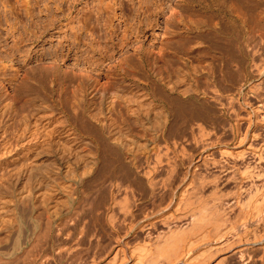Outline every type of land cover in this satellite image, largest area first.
I'll return each instance as SVG.
<instances>
[{"label":"bare ground","instance_id":"obj_1","mask_svg":"<svg viewBox=\"0 0 264 264\" xmlns=\"http://www.w3.org/2000/svg\"><path fill=\"white\" fill-rule=\"evenodd\" d=\"M29 1L30 0H25L24 2L25 9L27 12L29 9L28 6V4L30 3ZM202 1L204 2L208 1L205 4L202 2L203 4L201 8L204 10L206 9L210 10L211 8V10L214 11V8L212 9V7L217 6L216 7L217 11H215V14L216 13L217 15H219L220 13L224 14L223 15L225 18L224 23L223 24L221 23L220 25V23L218 22L217 23L210 22L209 26H206V30H208V32H206V34H202L200 31L205 32L206 30L204 31V29L199 28L197 26L198 22L197 23L195 22L196 24H194V26L190 24L192 23L191 20L190 22H184L182 26L184 29L183 32L182 31L178 32L177 30H174V37H177L175 41H173V43L169 45V47L165 51L163 50L161 52L155 53L153 58L151 56H148L149 53L147 52L145 56L141 55L138 58H136L135 60L137 61L136 63L135 61L132 62L134 56H131L130 59L128 60L125 59L123 64L113 63L114 66H112L113 67L112 68L110 67V65L112 64L111 62H110L111 64L109 63L105 64L103 63V59L101 58V57L104 58L105 56L106 57L109 56L107 55V53L106 55H104L103 53L104 56H101L100 58H95L94 56H88L85 57V59L83 60H80V57L76 58L77 56L76 55L74 60L75 62L73 63H71L70 61H66L69 60L67 59L69 56L63 54L62 55L56 54L53 62L50 63L51 65L52 64L60 65V62L64 61L68 63L70 67L74 65L77 67L79 65L78 62L83 61L84 63L83 66H85V69L98 70L101 69V67L102 68L107 67L108 69L110 68L111 70H113L112 77H108L107 81L104 82L105 84L100 83L103 85H99L97 79L93 80V82L91 81L84 82V80H82L79 84V87L76 90L72 91L73 96L71 97V99H66L65 102L61 100L58 105L56 103L54 104L52 103L54 101L53 99L51 103L48 102L50 103L49 105L54 115L60 114L61 116H63L64 118L63 125L48 130L47 123L42 124L41 122H39L38 120L40 117L37 118L36 115L38 109H40V107H43V104L45 105V103L47 101H50V99L53 97L52 93L55 89L51 85L55 83L56 77H54L55 75L52 74L55 73L56 70H52L50 75L51 77L48 76L47 74L41 73L39 74V76L31 77V80L30 81L28 80L29 84L24 83L25 85L23 86L24 87L23 92L25 93V95L29 93L31 97L27 100L28 105L21 108L20 112L17 111L18 106L17 107L15 106V103L19 99L16 95L15 96L13 95L10 98L11 103L10 102L7 103L6 107L4 108V111L6 109L9 111V117L6 120H4L2 123L4 132H7V130H9L13 125L18 126L17 132L15 133L21 131V135L23 134L22 132H28L29 130H31L32 128L30 126L42 127L41 131L39 132L40 134L39 139L36 138L33 145V146H39L41 148V150H39L40 148L36 149L37 150L36 156L39 157L37 158V160L36 159L35 160L41 163L42 165L43 164L46 165L50 164L51 166L53 165L58 166L62 164L77 165L80 163H85L86 165L91 164L93 166L95 165V167L101 165V167L99 166L100 169L102 168L101 173L99 176L96 175L97 177L94 178L93 181L94 184L92 183L90 185H87L88 186V187L86 186L87 190L85 189L82 191L79 188L80 186L78 187L80 195L83 196L74 199L72 205H75V203H77L79 198H81V201L82 199L89 200L87 197H90L89 195L91 194V192L94 191L93 188L100 186L97 189H100L102 191L106 190L105 193L109 195L107 206L106 205L104 206L108 210L106 213L105 220L103 221L104 223L100 222L102 220H99L100 215L98 214L99 212L97 211L98 210L97 208L90 209L87 207L89 210L86 209L83 210L84 208H86L84 207L81 208L82 209L81 210L80 208L75 207L78 206V204H80L78 203L77 205L74 206L75 208L73 207L74 217L73 219L70 220V225L72 224L73 229H75V231H78L80 235H82V238L83 237L87 238V236L89 235V232L86 228L90 227L91 224H93L94 226L107 225L111 229V232H114L113 236L114 234L116 235L115 236L116 242H119V240L123 238L122 237L123 235L119 232L122 231L123 228H124L123 231L125 233L123 231L122 232L123 234H125L124 238H126L128 236L126 234L135 231L137 227L140 228V230L141 228L148 227L147 229L145 228L147 230L148 235L146 234V238L143 241L144 243L142 245L137 244L138 246L133 245L134 247L130 248L131 250L127 248L128 250H130L129 252L130 258L133 257V259L130 262L131 264H144L145 257L149 258V262L147 261L148 260L147 258L145 264H159L160 263L159 260L158 259H157L158 261L156 260L157 257L158 258L162 257V259H164L162 260V262L164 261L166 264H189V262H191L192 264L195 258H196L195 261L196 264H198L197 262H199V264L209 263L210 258H212L214 254H216L223 248V247L221 248V246H224V243L228 245L227 243H229L230 238L227 239L226 236L231 235L229 233L231 229L232 232L235 231L234 226L237 225V223L235 224V222H239V220L237 221L236 218L234 219L236 221L234 220L232 221L233 214L231 218H230V214L233 210L235 209L237 210L236 207H238L239 209L240 206L239 210L240 211L242 210L244 212L242 216V213L239 210H237L239 213H237L236 211L235 212L237 214L241 213L240 214L241 216L237 214L234 215L241 217L240 221L241 220L245 221L243 224L244 226L250 222L249 219L251 217L253 218V216L255 215L256 217H258L260 213L262 215V213L264 212V191L259 193V195L257 194L258 195L257 196L255 193L258 191V188L256 187L257 188L256 192L254 191L255 192L254 194L256 196L253 193H252L253 195L251 196L250 195L251 192L249 194L247 193L248 195H250V196L246 195V197H249L248 201L246 199L247 202L245 201L246 203L245 202L242 203L244 205H240L238 201V196L241 194L238 193L239 192L238 189H235L237 187L234 188L235 191L231 190L233 193L235 192L234 193L235 196L232 193L233 197L228 196L231 194V192L228 195H226L227 194L226 192L225 195L222 194L223 196H221L220 192H216V188H219L217 186V181L218 179L221 180V178L219 177L221 175L216 176L215 174V176L213 175L214 179H208L207 177H205L204 172L203 174H201L204 176L201 175L198 176V172L197 174L195 172L198 171L200 166H204L205 168H214L215 171H219L218 169H220L221 171H219V173L223 172L224 174H226V177L224 179L227 178V180L229 181L232 179L237 180L236 184H238L239 185L238 187L242 189L243 188L245 189L246 186L244 184L245 186L242 187L243 186L242 183L244 182L245 177H249V179H251L250 177H254L256 178L255 180H257V178L259 177H263L264 179V169L257 172L254 171L255 172L254 175L251 173L253 171L247 170V168L249 169L250 167L244 165L245 163L243 164V166H246L243 169L244 171L241 169L242 171L240 172V170L236 167L239 166L240 168V165H237L235 163V161L239 160L241 156L243 157L242 155L243 153L240 149L239 150L241 151V153H239L238 151L233 152L232 151L233 149L228 150L222 148L220 150L219 152L220 156L224 157L221 159L222 160L227 159V161L230 159L233 161V162L231 161L232 164L230 162L227 163V161L226 163H224L225 160L224 162L217 160L220 163H215V162L209 163L208 160H206V157L202 156L198 160L201 163H194L192 165V167H194V169H192L194 173L191 174L189 172L191 176H189L188 174L187 181H184L187 175L186 176L183 175L182 177L178 175L177 173L178 166L176 163V158L175 161L173 159L175 155L172 157V154H174V151L178 148L180 152L183 150L185 151L182 144L183 143L182 138L188 133L192 134L191 136L193 137L195 143L201 144V142H203L204 139H205L204 142L207 143L206 138L209 136H207L206 134V129H207L206 126L208 127V124L215 123V121L213 122L212 120L216 119L217 117L216 112L213 110L214 107L213 104H218L222 110L228 111V115L234 114L238 116V114H236L237 113L236 109H234L235 97L231 92V88L228 87V83L232 82L231 80H233L234 79L233 77L235 76V75L233 76L234 70L232 69V64H234L233 62L236 60V55H237L236 50H237L239 52L238 55L241 58L242 67L246 70L247 67L245 66L244 63L245 60L248 59L252 50L250 27L247 25L248 20L250 19L249 7L251 0H202ZM103 2L104 0H100L101 4L98 6L99 11H101L104 8H110L113 5H115V2L112 5ZM103 4H105L106 6L104 7ZM200 4L201 3L199 2L198 5ZM2 6L4 7V11H5L7 5L3 3ZM236 11L239 12V14H237L239 16L236 15V17H238L237 19H239L241 22L240 35L238 38H236L237 40L234 39V35L237 33V32L234 33L233 30V27L235 26H232L231 24L232 22L231 19L234 17L233 14H235ZM114 12L116 11L114 10ZM144 12L146 13V11ZM179 13L181 14V12H177L175 15H178ZM179 18H181V15H179ZM206 22H204L205 25L207 24ZM189 24L190 27H188ZM10 27H12V29L10 28V30L12 31L17 29V27H15L14 25H11ZM77 30H81V27H79ZM199 39H202L204 42L207 43V45H205L204 43L203 46L202 43L199 42ZM126 41L127 39L126 40L124 39L123 41H121V39L119 40L120 49L125 46H128L129 43L128 41L127 42ZM235 42L238 43L237 46L236 45L234 46ZM128 48H126V50H128ZM131 48H133L134 51L140 54L142 53L143 50L142 46H136L135 44L131 45ZM202 48H204L205 50L201 51V53L198 52ZM206 57L210 59V63L208 64L206 63L207 66H203L204 68L203 70L195 69L196 67L198 68V66L194 67V65H189V63H191L193 60H196V58L205 59ZM1 59L2 58H0V60ZM215 62L218 63L215 64ZM190 66L193 69H191ZM0 70L1 72L2 71L4 72V70H6V67L3 70L1 68ZM5 81L9 82L12 81V79L2 78L1 82H5ZM88 90H90V92ZM200 94L209 97L210 100L200 101V97H199ZM52 106H54L55 108H53ZM258 111L262 112L260 116L261 118L264 119V101L262 102V104L260 103L258 105L257 112ZM203 117H206L208 120L204 119ZM53 120L52 122H54ZM250 122L252 123V121L247 122L246 127H244L245 130L243 131H240L241 128L240 125L242 124L241 121H235V123L227 124L228 127H230L234 133H237V136L235 135V137L236 139H238L239 144L240 142L246 140L245 137L248 135ZM39 128L33 129L32 134L35 132L36 134H38ZM255 134L257 133L255 132L254 135L251 134L252 136H254V138L252 137L251 139H255L256 136ZM57 137L58 139H64L65 144L62 143V145H60L61 147L59 146V148L55 150L56 148L54 149L53 142L56 143L54 139H56ZM66 137L67 138L70 137V138L67 139ZM236 139H234V141ZM211 142L212 141H210V143ZM252 144L253 143H250L249 146L247 145L246 146L250 149L249 151L251 155L257 160L255 161V163L256 162L259 163L260 161L263 162L262 159L264 158V154L261 152V150L257 149L258 147L256 145L253 146L254 144L253 145ZM263 148L261 147V149ZM86 165L84 167H86ZM261 166L259 165L258 168ZM40 168L41 167L31 168L28 171H26L25 177H27V180L30 179L29 181H31L33 180L32 178L36 179L37 177L35 178V176L39 174ZM51 169L52 168H50L49 171L53 172L54 170L52 171ZM161 171H163L164 173L162 172L163 174L158 176ZM206 172L207 170L205 171V173ZM237 174L239 175L238 178H241V182H239L240 180L238 178L236 179ZM46 175L48 174L46 173ZM46 175L41 177V179H39L40 184L43 185V182L46 180L45 177L52 178L51 176L52 174H49L48 176ZM19 178L20 176H18L17 180ZM177 179L180 180L181 182L179 183V185H177L178 183H176ZM246 179L245 181H247ZM258 181H261V179L260 180L258 179L257 182ZM184 182H187V184H183ZM40 184L36 185L35 188H38ZM253 184L256 185L255 183ZM179 186L180 189H178ZM208 186L211 187L210 192L212 191L214 192L211 193L213 194V196L211 198L209 197L210 200H207L205 202V199L203 198V194H204L203 191ZM249 186L250 189L251 185L249 184ZM31 187H30V191L34 186L32 188ZM246 187H248V185ZM260 187L264 189V182L260 183ZM78 188L75 190L77 191ZM242 189L241 191L244 190ZM102 191H97V192H102ZM222 191L223 190H221V192ZM158 192H162L161 194L163 196L160 195ZM217 193H220V195ZM237 193L238 196H236ZM158 194L159 197L161 198V200L159 201L161 203H157L156 205L155 201ZM98 195L99 194H97V196ZM164 195L166 197L169 196V201L167 200L168 202L166 205L164 204L165 206L164 205L161 206L162 201L164 200ZM226 196H228V198ZM142 199L145 201H149L151 208L148 211L142 213L143 214L142 218L137 220L138 219L137 215L139 217V214L143 212L142 211L143 209L142 210L140 209L141 204L138 203L140 202V200L142 201ZM243 199L241 197V201ZM194 200L198 202L197 205L199 204V206L195 205L196 201ZM104 201L105 200H101V203L103 205H104ZM89 204L92 203L89 202ZM159 205L161 207H159ZM171 205L175 206L173 208L176 211L175 214L169 213L165 215L164 213H162V215H160V210H162L163 208L167 209L168 207L171 208ZM156 206L159 208H157ZM143 208L146 207L143 206ZM136 212L138 213L140 212V213L136 214ZM87 216L88 218L90 217L89 218L90 221L88 222V224L87 222L86 224L81 223L82 219ZM159 224L161 225L162 229L154 231L157 228L156 226ZM47 225H49V222ZM60 226L64 229L62 224ZM80 226L81 228L79 229ZM246 227H248V225ZM47 228L48 226L46 227V229ZM150 228H153L154 230L153 229L151 230H153L154 232L150 231ZM262 232L263 233H261L260 235L253 234L252 238L249 237L250 235L248 236V233L242 232L243 233L242 234L240 232V234H238L239 232H236V234L238 235L237 236L235 235L236 238H234L233 235L234 238L233 243L231 244L229 243V247L236 245L237 243L238 245H236L235 248L233 247L234 249H231L232 251L231 253L238 254L239 256H243L246 250L245 246H247V243L245 242H248L252 239L254 244L262 245L260 246L262 248V254L260 259L264 264V241H262L264 237V231L262 230ZM38 233H40L41 235L43 234L41 233V231H39ZM90 235L93 236L94 234L90 233ZM89 237L91 240V236H88L87 239H89ZM97 237L99 239V236ZM37 239L39 240L40 238ZM219 239H222L223 241L221 240L222 242L220 241L217 242ZM74 240H77V238H75ZM82 240H86V239H82ZM124 243L127 244L126 241H124ZM200 245L202 246L205 245L204 250L199 254H196L195 256L191 257L190 255L191 252L194 251L197 246L200 247ZM153 247L156 250L152 251L151 249ZM36 248L37 246L35 247V250ZM112 248L110 247V249ZM75 251L73 252L75 253ZM95 252L98 254V251ZM97 254H95V256L93 257L91 255L90 256L92 259L93 258L95 259ZM113 254L114 255L111 256L112 260L116 259L117 256H120L121 259L118 261L124 263L125 259L127 258V253L125 252L124 248H122V246L115 247ZM60 255H63V253ZM152 257L154 258L156 257L155 260L159 263L157 262L153 263L154 260L151 259ZM60 258L63 257L61 256ZM91 258H90V262L89 263L86 262V264L91 263L92 260ZM78 259H80V257ZM106 260H109V258ZM112 260H110V262H113ZM1 261L2 260H0V264ZM71 261H74V259ZM97 261L94 260V262L96 263ZM114 263L115 260L113 263L110 264H114ZM91 264H93V262Z\"/></svg>","mask_w":264,"mask_h":264},{"label":"rangeland","instance_id":"obj_2","mask_svg":"<svg viewBox=\"0 0 264 264\" xmlns=\"http://www.w3.org/2000/svg\"><path fill=\"white\" fill-rule=\"evenodd\" d=\"M24 2L25 0H0V58H2L0 60L1 61L0 69L2 68L3 70L6 67V70H4V72L3 71L1 72L0 70V73H2L0 74L2 75L0 76V79L1 80L2 78L12 79V81H9V82L7 81L1 82L0 80V109H1L0 110V258H1L0 260L3 261V262L1 261V264L3 263L4 264H37V263L38 264H46V263L47 264H68V263L75 264V262L76 264H82V263L86 264V262L87 263L90 262L91 256L93 257L95 256V254H97L95 251H98V254L96 255L95 259L91 258L93 260V261L91 260V263L93 262V264H107L110 262V260H112L111 256L114 255L113 254L114 248L117 246H122V248H124L125 252L127 253V258L125 259V261L124 260H121V261H124L125 264H131L130 262L133 259V257L130 258L129 256L130 255L129 252L131 250L130 248L134 247L133 245L135 246L137 244L142 245L144 243L143 241L146 238V234H147L146 229L148 227H145L146 229L141 228V230L140 228L137 227L135 231H132L131 233L126 234L128 235L126 238H124L125 234H123L124 232L123 231L124 228H123L122 230L123 232L122 231H119V232L123 235L122 237L124 239L122 238L119 240V242H116L115 241L116 235L114 234L113 236L114 232H111V229L107 225L105 226L95 225L94 226L93 224H91L90 227L86 228L89 232L88 236H91V240H90V237L89 239H87L88 236L87 238L85 237L82 238V235H80L78 231H75V229H73L72 224L70 225V220L73 219L74 217L73 207L77 205L78 203L80 204H78V206H75V207H78L80 209L86 207L83 210L85 209L89 210L88 208L90 209L97 208L98 210L97 209L96 210L99 213L96 210L95 211L101 216V217L99 216V220H102L100 222H103L105 220L106 213L108 210L104 206L105 205L107 206L109 195L105 193L106 190L102 191L100 189H97L100 186L93 188L94 191L92 190L93 192H91V194L89 193L90 195L88 194L90 196V197H87L89 200L82 199L81 201V198H79L77 203H75V205H72L74 199L83 196V195H80L79 188L81 189V191L85 190L86 186L92 184L94 181V178L100 175L101 169H102V168L100 169L101 165H98L96 167L95 165L94 166L91 164L86 165L85 163H80L77 165L67 164L68 166L66 164H62L58 166L56 165L51 166L50 164L42 165L41 163L36 161L37 158L39 157V156H36V152H37L36 149L40 147L33 146L36 138L39 139V136H40L39 132L41 131L42 127L41 126H38V127L30 126L32 129L29 130L28 132H22L23 134L21 135V131L18 132L19 134L15 133L17 132L18 126L13 125L11 126L9 130H7V132H4L2 123L4 120H6L9 117V111L7 109L4 111V108L6 107L7 103L10 102V98L13 95L14 96L16 95L19 98V99L17 98L19 101L17 100V102L15 103V106L16 107L18 106L17 107L18 109L17 108L16 109L17 111L20 112L21 108L28 105L27 100L31 97L29 93L25 95V93L23 92L24 90L23 86L25 85L24 83L29 84L31 77L39 76V74L41 73L47 74L48 76H50L52 70H56L55 73L52 74V75H55L54 77H56L55 83L51 85L55 89L52 93L53 97L50 99V101H47L45 105L43 104V107H40V109H38L36 115H37V118L40 117L38 120L39 122H41L42 124L47 123L48 130L54 127H59L63 125L64 118L60 114H56V115L53 114V111L51 110V107L49 105L52 102V99L54 100L52 103L53 104L56 103L57 105L60 103L61 100L65 102L66 99H71V97L73 96L72 91L76 90L79 87V84L82 80H84V82L85 81L93 82V80L97 79L98 84L103 85L105 84L104 82L107 81L108 77H112L113 70H111L110 68L108 69L107 67H103V68L101 67V69H98V70L85 69V66H83L84 64L83 61L78 62L79 65L77 67L75 65L70 67V65L64 61L60 62V65H53V64L51 65L50 63L53 62L56 54L57 55L63 54V55L69 56L68 58L66 57L67 59H69L66 61H70L71 63H73L75 62L74 60H75L76 55H77L76 58L80 57V60H83L85 59V57H88V56H94L95 58H100L101 56H104L107 53V55L109 56L107 57L105 56L104 58L103 57L101 58L103 59V63L105 64L112 63L110 67L114 66L113 63L123 64L124 60L130 59L131 56H134L132 59V62H134L136 58H138L141 55L145 56L147 52L149 53L148 56H151L153 58L155 53L161 52L163 50L165 51L169 47V45H171L173 41H175L177 37H174V30H177L178 32H181V31L183 32L184 29L182 26L184 22H190L191 20L192 23L190 24L193 26L194 24L198 22L199 24L197 23V26L201 29H204L205 31L206 26H209L210 22L212 23L218 22L220 23V25L221 23L223 24L224 19H225L223 16L224 14L222 13H220L219 15H217V13L215 14V11H217L216 9L217 6L212 7V9L214 8V11L211 10V8L210 10L206 9L207 11L202 9L201 8L202 4L203 3L205 4L206 2H208V1L204 2L202 0H104L103 3H109L112 5L115 2V5H113L110 8H104L101 11H99V8H98V6L101 4L100 0H30L29 1L30 3L28 4L29 6L28 12L25 9ZM199 2L201 3L200 5H198ZM3 3L7 5L5 8V11H4V7L2 6ZM103 6L105 7L106 5L103 4ZM114 10L116 12H114ZM144 11H146V13ZM237 11L235 14H233L234 17L231 19L232 26H235L233 27L234 33L237 32L234 35V39L239 37L240 30H241V22L239 19H237L238 17H236V15L239 14V12ZM177 12H181V14L179 13L178 15H175ZM179 15H181V18H179ZM249 15H250L249 17L250 19L248 20L247 25L250 27V37H251V44H252L251 49L252 50H251V53L248 59L245 60V63H244L247 68L245 70L242 67L241 58L238 55L239 52L236 50V54H237L236 60L233 62L234 64H232V69L234 70V72L235 71L236 72L235 73L233 72V76L234 75L235 76L233 77L234 79L231 80L232 82L228 83V87L231 88V92L233 93L235 97V101H234L235 108L234 109H236V112H237L236 114H238L240 118L234 114L232 115L230 114L231 116L228 115V111L222 110L218 104H213L214 106L213 110L216 112L217 117L216 119L212 120L213 122L215 121V123L208 124V127L206 126L207 128L206 134L207 136H209L207 138L205 137L207 143L204 142L205 139L203 142H201V144L195 143L193 137L191 136L192 134L190 133L186 134L182 138L183 139L182 144H183V148L185 149V151L183 150L181 151L182 152L181 153L178 148L174 151V154H172V157L175 155L173 159L175 161V158H176V163L178 166L177 167L178 175L181 177L183 175L184 176L187 175L184 181H187L188 174L189 176H191V174L194 173V171L192 170L194 169V167H192V165L194 163H201L198 160L202 156L203 157L205 156L206 160H208L209 163H212V162L220 163L217 160H220L223 162L225 160L224 163H226L227 159L222 160L221 158H224V157H221L219 153L222 148L223 149L225 148L228 150L233 149L232 150L233 152L238 151L239 153H241L242 151L243 157L241 156L242 158L240 157V159L237 161L234 160L237 165H240V168L239 166H236L240 170V172L246 166L250 167L249 169L247 168V170L253 171L251 172L252 174L264 169L262 168L264 167V163H263L264 158L262 159L263 162L261 161L259 163L256 162L257 163L256 164L255 161L257 160L251 155L249 151L250 149L247 147L249 146L250 143H253L254 145L253 144L252 145L253 146L256 145L258 147L257 149L261 150V152L264 154L263 152L264 151V148H263L264 147V119L261 118L260 116L262 112L260 111L257 112L258 105L260 103L262 104V102L264 101V97H263L264 96V93H263L264 92V0H251L250 7H249ZM233 21H234V24H233ZM201 22L202 24L206 22L208 25L207 24L205 25V23L202 25ZM190 24L188 27H190ZM11 25H14L15 27H17V29L13 31L10 30V28L12 29V27H10ZM79 27H81V30H77ZM200 32L202 34H206L208 30H206L205 32L203 31H200ZM120 39L121 41H123L124 39L125 40L127 39L129 43L128 46L123 47L124 49L123 48L120 49V42H119ZM201 40L202 39H199V42L202 43V45L204 43L205 45H207L206 42H204L203 40L202 42ZM133 44H135L136 46H142L143 50L141 54L137 53L136 51L133 50V48H131V45ZM235 45L237 46L238 43L235 42L234 46ZM126 48H128V50H126ZM202 49L199 50L198 52L201 53V51L205 50L204 48ZM136 62L137 61H135V63ZM206 63L207 64L210 63L209 58L207 57L205 59L196 58V60H193L191 63H189V65H194V67L198 66V68L196 67L195 69L203 70L204 69L203 66H207ZM217 63L218 62H215V64ZM191 69L193 68L191 67ZM26 80L27 81L29 80V81L27 82ZM100 83H103V84H100ZM88 91L90 92V90ZM199 97H200V101L210 100L209 97H206L203 94H200ZM52 107L55 108L54 106ZM203 118L208 120L206 117H203ZM256 118L257 119L259 118L258 119L259 121ZM52 120L54 122H52ZM235 121H241L242 124L240 125L241 127L240 131L245 130L244 127H246V124L248 121H252V123L250 122L248 135L245 137L246 140L242 141L243 143L240 142V144L238 143V139H236L235 137V135L237 136V133H234L233 130L227 125V124L235 123ZM35 128H39L38 134H36V132L32 134V131ZM252 132L257 133L255 134L256 135L255 139H251L252 137L254 138V136L251 135V134L254 135V133ZM69 138L70 137H68L67 139ZM234 139L236 140L234 141ZM54 141L56 142V143L53 142L54 149L56 148L55 150H57L59 146L62 145V143L65 144L64 139H58V137L54 139ZM210 141L212 142L210 143ZM204 143L207 145H205ZM56 144H59V145H56ZM151 147H152V144H151ZM261 147L263 149H261ZM39 150H41V148ZM231 161L232 160L229 159L227 163L230 162L232 164L233 161L232 162ZM243 164L246 166H243ZM248 164H250L251 166ZM85 165L86 167H84ZM259 165L260 166L262 165V166L258 168ZM35 166L37 168L41 167L39 174L35 176V178L37 177L36 179L32 178L33 180L29 181L30 179L27 180V177H25V173L31 168H36ZM90 166H93V167H90ZM203 167L204 166H200L198 171H195L196 174L198 172V176L203 174V172H204L205 177H207L208 179H214L215 174L216 176H219V175L222 176V177L219 176L221 180L217 178L218 181L219 180L220 181L219 182L217 181V186L219 188H216V192H220L221 196L225 195L226 192H227L226 195L230 194L231 192L230 195L232 196L230 195L228 196L233 197V194L235 192L233 193L232 191L234 190L235 187H237L235 189L239 190L238 193L241 194L239 196H241L242 199L244 198L243 199L244 201L243 200L241 201V197L238 196V193L236 194V196H238V201L240 205H244L242 203H244L246 199L247 201L249 199V197H246V195L252 196L256 192L257 188H258V191L255 193L256 195L257 194L259 195V193L264 191V189L260 187V183L264 182L263 177L257 178V180L261 179V181H258V182L257 180H255L256 178L254 177H250L251 179H249V177H245V179L247 178L246 179L247 181H245V179L243 178L245 183L243 182V179H242V182H243L242 187H244L245 185L246 186L248 185V187L245 186V189L243 188L244 189L243 190L242 188L238 187L239 186L238 184H236L237 180L232 179L234 181L232 180L229 181L227 180V178L224 179L226 177V174H224L223 172L219 173V171H221L220 169H218L219 171H215L214 168L204 167V170H203ZM50 168H52L51 170L52 171L54 170V171L53 172L49 171ZM208 169L210 172L208 171ZM206 170L207 172L205 173ZM162 172L163 171H161L158 176L164 173ZM41 173L42 174L45 173V174L42 175ZM46 173L48 175L52 174L51 175L52 178L45 177L46 180L43 182V185H42L40 184L39 179L45 176ZM204 175H201V176H204ZM18 176H20V178L17 180ZM79 176L81 177V179ZM238 176L239 175L237 174L236 179L238 178ZM210 177H213V178H210ZM238 179L240 180L239 182H241V178H238ZM47 180H50V181H47ZM177 181L176 183H178L177 185H179V183L181 182L178 179ZM233 182H234V185H233ZM247 182L251 185L250 189H249L250 186ZM253 183H255L257 186L254 185ZM38 184H40L38 188H35L36 185ZM183 184H187V182H184ZM29 185H31L32 187L34 186L33 187L34 189ZM30 187L32 188L31 189L32 192L30 191ZM77 188L78 190L76 191L75 189ZM210 188L211 187L208 186L206 189H204L205 192L203 191L204 193L203 198L205 199V202L207 200H210V198L213 196V194L211 193L214 191H212L211 189L212 192H210ZM246 188H248L249 190ZM178 189H180V186ZM241 189L243 191H241ZM221 190L223 191L221 192ZM95 191L96 192L102 191V192L96 193ZM158 193L162 195L161 194L162 192H158ZM220 193H217V194L220 195ZM247 193L248 194L250 193V195H248ZM97 194L99 195L97 196ZM159 194L155 201L156 205L157 203H161L159 202L161 200V198L159 197ZM228 196L226 197L228 198ZM71 199H72V202H71ZM101 200H105L104 205L101 203ZM167 200L169 201V196L166 197L164 195L163 201L165 203L162 201L161 206H163L164 204L166 205L168 202ZM89 202L92 204H89ZM148 202L149 201H145L143 199L142 201L140 200V202H138L141 204L140 209L141 210L143 209L142 210L143 212L141 213L139 212L140 214L136 212V214H139V217L137 215V218H138L137 220L142 218L143 216L142 213H144L145 211H148L151 208L150 202L149 203ZM197 203L198 202L196 201L195 205L199 206V204L197 205ZM143 206L146 207L147 209L143 208ZM161 206L159 205V207ZM174 207H175L174 205H171V208L170 207H168L167 209L163 208L162 210H160V215H162V213H164L165 215L169 213L175 214L176 211L175 209H173ZM236 208L237 210H239L240 206H239V209L238 207ZM237 210L235 209L233 211L234 212L236 211L237 213H239ZM232 212L230 214V218L233 214L232 221L237 218L236 220L237 221L239 220L240 223L235 222V224L237 223V225L234 224L235 231L232 232V229H231V231L229 232L232 236L231 235L226 236L227 239L230 238L229 239L230 244L233 243V239L236 238V236L240 234V232L248 233V236L250 235L249 237L251 238L253 237L252 236L253 234L260 235L261 233H263L262 230L264 231V228H263L264 227V222H263L264 212L262 213V215L260 213L261 217L260 215L258 217H256V215L253 216V218L251 217L249 219L250 222L248 221L249 223H247L248 227H246L247 225L245 226L243 225L245 221L243 220L240 221L241 217L234 216L237 214L236 212L235 213L234 212L232 213ZM240 212L242 213V216H243L244 212L242 210ZM240 214H237V215H240ZM87 218L88 216L83 218L81 223L86 224L87 222L88 224V222L90 221L89 220L90 217L88 219ZM48 222H49V225H47ZM61 224L63 225L64 229L60 226ZM47 226L48 228L46 229ZM156 227L157 228L155 230L153 228H150V231H153V230L157 231V230L162 229L160 224L157 225ZM80 228L81 226L79 227V229ZM39 231L43 233L42 234L43 236L40 233H38ZM236 232H239V233L236 234ZM90 233L94 234L95 237L94 235L93 236L90 235ZM233 235H234V238H233ZM97 236H99L100 240L98 239ZM41 237L42 238L44 237V238L42 239ZM37 238H40V239L38 240ZM75 238H77V240H74ZM82 239H86V240H82ZM222 239H219L217 242L219 241L222 242L223 241ZM124 241H126L127 244L124 243ZM262 241H264V237ZM229 243H227L228 245L224 243L225 247L221 246V248L223 247L222 248L223 250L221 249L219 252L214 254L212 258H210L209 263H206V264H212V263L213 264H216V263L217 264H241V263L242 264H263L260 259L261 254H262V248L260 247L262 246L261 244H257V245L254 244L252 239L248 242H245L247 243V246L244 245L246 249L244 252V255L239 256L238 254L231 253L232 252L231 249H234L236 245H238V243L231 247H229ZM99 244L102 248L99 246ZM35 245L37 246L36 250H35V247H36ZM110 247L111 248L113 247V248L110 249ZM204 247L205 245L204 246L200 245V247L197 246L195 249L196 251L194 250L191 252L190 254L191 257L202 252L204 250ZM127 248L130 250H128ZM153 248L151 249L152 251L156 250L155 248L154 249ZM73 251H75V253ZM62 253L63 255H60ZM24 254H26L27 256ZM61 256L63 258H60ZM79 257L80 259H78ZM108 258L109 260H106ZM147 258L148 257H145L144 264L146 263ZM155 258L152 257L151 259L154 260V262L153 261L151 262L156 263L159 260L160 263L162 264L165 263L164 261H163L164 263L162 262V260H164L162 259V257L160 258L157 257L156 258V260L158 259L157 261L155 260ZM73 259L74 261H71ZM120 259L121 257L117 256L116 259H114L115 263L118 264L119 262V264L120 263L124 264L123 262L118 261ZM94 260L97 261V263L94 262ZM114 260L112 261L114 262ZM147 261L149 262V258ZM195 261H196V258L193 260L192 264H194ZM113 262H110V263H113ZM197 263L199 264V262ZM189 264H191V262H189Z\"/></svg>","mask_w":264,"mask_h":264}]
</instances>
